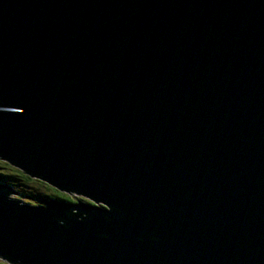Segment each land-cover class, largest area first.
<instances>
[{
    "label": "water",
    "instance_id": "obj_1",
    "mask_svg": "<svg viewBox=\"0 0 264 264\" xmlns=\"http://www.w3.org/2000/svg\"><path fill=\"white\" fill-rule=\"evenodd\" d=\"M0 159L12 264H264V0H0Z\"/></svg>",
    "mask_w": 264,
    "mask_h": 264
},
{
    "label": "trees",
    "instance_id": "obj_2",
    "mask_svg": "<svg viewBox=\"0 0 264 264\" xmlns=\"http://www.w3.org/2000/svg\"><path fill=\"white\" fill-rule=\"evenodd\" d=\"M0 181L13 187L17 193V195H13L15 198L19 199L20 197L28 204H37L43 198L48 197L71 202H74L77 198L70 193L68 195L67 192L59 190L46 180L27 174L22 169L2 159H0ZM84 201L89 200L85 198ZM0 264L12 263L0 258Z\"/></svg>",
    "mask_w": 264,
    "mask_h": 264
},
{
    "label": "rangeland",
    "instance_id": "obj_3",
    "mask_svg": "<svg viewBox=\"0 0 264 264\" xmlns=\"http://www.w3.org/2000/svg\"><path fill=\"white\" fill-rule=\"evenodd\" d=\"M62 191H65V190H62ZM65 192H66V191H65ZM65 192H64V193H65ZM73 193H74V192H73ZM66 194H68V192H67ZM10 195H11V194H10ZM68 195H69V194H68ZM73 195H74V196H76L77 198H78V197H81V196H79V195H76V194H73ZM7 197H8V196H7ZM10 198H12V199H17V198H15L13 195H11V196H10ZM81 198H82V197H81ZM81 198H80V199H81ZM18 200H19V199H18ZM44 200H46V199H45V198H43V199H42V200H40L38 203H39V204H43V203H44ZM23 201H24V200H23ZM24 202H25V201H24ZM38 203H37V204H35V205H39ZM29 204H30V203H29ZM31 205H33V204H31ZM42 206H43V207H45V204H44V205H42ZM3 260H4V259H3ZM14 264H17V263H14Z\"/></svg>",
    "mask_w": 264,
    "mask_h": 264
},
{
    "label": "bare ground",
    "instance_id": "obj_4",
    "mask_svg": "<svg viewBox=\"0 0 264 264\" xmlns=\"http://www.w3.org/2000/svg\"><path fill=\"white\" fill-rule=\"evenodd\" d=\"M73 194H75V193H73ZM16 263V262H15Z\"/></svg>",
    "mask_w": 264,
    "mask_h": 264
}]
</instances>
